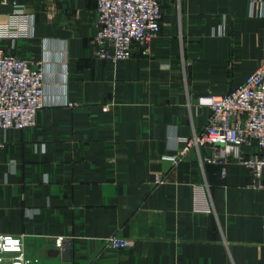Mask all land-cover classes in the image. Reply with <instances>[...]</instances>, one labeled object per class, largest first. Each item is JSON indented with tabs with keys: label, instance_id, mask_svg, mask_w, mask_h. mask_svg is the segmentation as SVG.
<instances>
[{
	"label": "crops",
	"instance_id": "0c3cea01",
	"mask_svg": "<svg viewBox=\"0 0 264 264\" xmlns=\"http://www.w3.org/2000/svg\"><path fill=\"white\" fill-rule=\"evenodd\" d=\"M13 2L34 15L33 36L0 48L41 61L45 87L34 126L0 131V233L43 264H264V189L249 171L194 148L176 165L162 157L206 126L197 96L227 92L264 58V0L254 13L251 0H161L160 33L116 63L95 54L93 0H3L1 23ZM196 183L213 212L193 210ZM115 234L130 245L110 247Z\"/></svg>",
	"mask_w": 264,
	"mask_h": 264
},
{
	"label": "built area",
	"instance_id": "2783aa9c",
	"mask_svg": "<svg viewBox=\"0 0 264 264\" xmlns=\"http://www.w3.org/2000/svg\"><path fill=\"white\" fill-rule=\"evenodd\" d=\"M96 11V31L93 42L97 57L116 63L128 59L134 44L148 49L149 42L161 30V0H93ZM3 0H0V4ZM261 12L257 0H251L250 12ZM6 22H0V38L11 40L33 36L34 15L13 2ZM45 72L41 61H31L0 48V131L34 126L43 105ZM195 106L206 107L210 114L206 126L191 136H177L183 147L162 157L176 165L190 148L200 162L215 163L235 160L251 175V185L264 189V58L257 68L223 94L197 96ZM254 140L257 151L243 153L240 147ZM205 146L212 148L210 156L202 155ZM224 175V171L221 172ZM164 182L156 174L152 183ZM194 211L213 212L205 184L192 185ZM107 244L116 249L127 248L128 238L111 235ZM54 247L68 248L66 236L53 239ZM0 264H43L37 256L25 253L22 237L0 233Z\"/></svg>",
	"mask_w": 264,
	"mask_h": 264
}]
</instances>
